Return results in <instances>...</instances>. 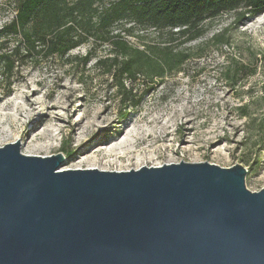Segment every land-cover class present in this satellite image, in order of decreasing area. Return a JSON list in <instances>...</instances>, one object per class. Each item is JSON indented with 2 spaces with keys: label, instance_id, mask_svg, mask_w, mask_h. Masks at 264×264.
<instances>
[{
  "label": "rangeland",
  "instance_id": "1",
  "mask_svg": "<svg viewBox=\"0 0 264 264\" xmlns=\"http://www.w3.org/2000/svg\"><path fill=\"white\" fill-rule=\"evenodd\" d=\"M20 1L0 0V29L14 18ZM234 20L235 13L207 19L205 33L179 48L199 57L130 107L123 123L114 79L107 66L96 64L113 56L110 45L91 39L70 56L29 58L10 81L0 76V146L20 140L26 154L62 152V169L121 171L182 160L223 167L240 163L248 168V188L259 191L264 187V13L238 27ZM223 32L229 43L216 45L214 36ZM125 36L144 48L158 32ZM19 40L0 37V52ZM88 53L87 65L76 59ZM235 61L239 73L231 82L226 71Z\"/></svg>",
  "mask_w": 264,
  "mask_h": 264
},
{
  "label": "water",
  "instance_id": "2",
  "mask_svg": "<svg viewBox=\"0 0 264 264\" xmlns=\"http://www.w3.org/2000/svg\"><path fill=\"white\" fill-rule=\"evenodd\" d=\"M65 161L0 146V264H264V187L244 165Z\"/></svg>",
  "mask_w": 264,
  "mask_h": 264
},
{
  "label": "trees",
  "instance_id": "3",
  "mask_svg": "<svg viewBox=\"0 0 264 264\" xmlns=\"http://www.w3.org/2000/svg\"><path fill=\"white\" fill-rule=\"evenodd\" d=\"M105 1L21 0L14 18L0 29V37L20 36L12 49L0 52V76L10 81L17 66L29 58L70 56L72 50L91 39L108 44L113 56L100 58L96 64L107 66L114 79L124 110L119 123H123L131 108L138 107L169 75L181 72L188 61L199 57L179 48L205 33L203 23L207 19L235 13L234 24L238 27L264 13V0ZM150 29H155L158 37L144 41V48L134 46L125 36ZM213 42L223 45L229 40L223 32L216 34ZM76 59L87 65L91 54ZM238 65L236 61L230 64L228 81L233 82L232 77L239 73Z\"/></svg>",
  "mask_w": 264,
  "mask_h": 264
},
{
  "label": "bare ground",
  "instance_id": "4",
  "mask_svg": "<svg viewBox=\"0 0 264 264\" xmlns=\"http://www.w3.org/2000/svg\"><path fill=\"white\" fill-rule=\"evenodd\" d=\"M135 129V128H134ZM154 131V130H153ZM130 147V146H129Z\"/></svg>",
  "mask_w": 264,
  "mask_h": 264
}]
</instances>
